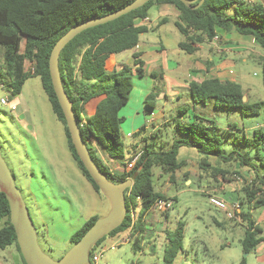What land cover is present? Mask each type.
<instances>
[{"label": "trees", "instance_id": "1", "mask_svg": "<svg viewBox=\"0 0 264 264\" xmlns=\"http://www.w3.org/2000/svg\"><path fill=\"white\" fill-rule=\"evenodd\" d=\"M134 1L0 0V47L5 50L4 63L0 67L1 84L10 88L13 95L18 96L31 77L40 78L54 114L65 126L68 148L73 159L94 190L103 198L106 197L89 175L72 143L65 116L53 87L50 58L56 43L73 27L115 13ZM199 2L200 0L192 6ZM159 5H173L177 9L179 19L175 26L186 38V41L180 44V48L188 54L194 53L197 45L213 41L220 30L251 37L264 51V6L250 5L243 0H205L198 9L187 7L179 0H151L144 7L113 22L82 32L63 49L59 60L62 82L73 103L76 119L92 159L111 181L115 183L133 181L132 188L125 192L127 218L122 226L109 236L130 231L133 237L132 248L134 252H140L148 214L155 208L157 201L170 200L166 195L155 191L154 170L158 168L164 174H170V180L174 181L175 176L187 165L186 161L179 160L180 151L188 148L195 149L200 154L202 169H213L216 175L227 182H231L225 176L227 172L220 168H212L211 158H215L219 165L234 163L253 173L252 181L244 189L245 199L241 203L239 213L241 224L245 228L241 246L245 254H251L264 241L262 238L264 226L261 227L253 215L255 210L264 208V161L260 154L261 149H257L264 144L263 132H255L253 140L246 137L245 141L240 143L246 147L245 151L234 149L226 153L222 138L211 132L218 130L215 121L194 115L192 122L178 124V130L183 138L175 140L169 151L154 149V142H149L138 158L137 149H133L132 156L124 164V169L118 173H114L104 162L94 145L100 147L111 160L120 162L125 160L121 134L124 119L120 116V111L130 101L134 88V71L140 76L143 75V63L138 59L139 56L134 54L133 65L120 64L113 73L108 72L107 64L113 56L137 48L141 34L149 32L147 27L138 25L137 22L147 19L150 10ZM27 62L32 64L34 73L26 70ZM262 72L264 87V59ZM189 88L195 105L212 104L216 110H239L244 117H257L264 108V100L254 104L245 102L243 88L236 82L208 78L201 83H191ZM95 99H100L95 112L86 116L88 104ZM150 101H156V95H152L146 103L149 109L154 110L155 107ZM181 116H184V113ZM144 130L143 128L142 131ZM142 131L138 135H141ZM155 136L151 139L154 140ZM253 150H257V153L253 154ZM257 160L259 163H256ZM10 217V205L0 191V224L3 225L0 229V251L14 246L23 264H26ZM98 219L97 216L90 218L71 237V244L79 242ZM184 238L185 224L180 222L175 238L170 239V236L168 238L171 246L165 252V264H173L179 250L183 248ZM241 264H246V260L244 259Z\"/></svg>", "mask_w": 264, "mask_h": 264}, {"label": "rangeland", "instance_id": "2", "mask_svg": "<svg viewBox=\"0 0 264 264\" xmlns=\"http://www.w3.org/2000/svg\"><path fill=\"white\" fill-rule=\"evenodd\" d=\"M170 44L173 48L174 42ZM24 46L25 40L22 43V52ZM257 49L261 51L262 57L256 54L246 62L238 61L236 67L244 76L245 91L250 88L248 85L252 86L248 104L257 103L264 98L262 72L264 51L258 47ZM4 51V48L0 47V67L4 63ZM127 57H130L129 51L119 55L117 59L127 62ZM177 58V55L170 57L171 60ZM31 67L32 64L27 62L26 70ZM108 68L112 70L113 65L110 64ZM155 72L158 78L157 91H166V87H163L159 79L160 71L155 68ZM170 74L171 77L176 76ZM166 93L170 96V91L167 90ZM183 94L184 97L180 101L169 98L173 101L168 105L169 108L165 106L163 98H157L154 116L158 122L157 129L151 126L152 122H147L148 129L142 131V135L129 137L127 132L133 130L130 129V119L126 120L125 125H121L125 160L130 158L128 151L130 144L140 141L141 138L144 141L136 153H140L149 142H154V149L169 151L175 140L183 138L178 130V124L185 125L190 121L179 116L176 107L185 106L188 98L191 100L190 95ZM2 99L7 100L9 106L2 105ZM12 107H16V110L13 111ZM163 107H167L166 114ZM208 110H211L208 114L212 115L209 119L215 121L218 129L211 132L222 138L226 153L234 149L245 151L246 147L240 145L245 141V137L253 140L255 132L264 133V108L257 117H244L239 110H215L213 106H209ZM89 111L92 112L93 109L90 108ZM230 127H235V130L230 129L228 132ZM154 135L155 139L152 140L151 137ZM0 149L29 208L37 228L39 244L51 259L58 261L64 257L73 247L71 237L87 220L94 216L99 219L105 218L109 214L111 210L109 200L94 190L73 159L68 148L65 126L54 114L39 77H31L18 96L13 95L12 90L0 82ZM257 149H261L260 154L264 161V144ZM256 153L257 150H253V154ZM179 160L186 161L187 165L175 176L174 181L170 180V174H164L158 168L153 173L155 191L174 200V207L167 211L168 213L157 212V220L166 230L164 238L167 241L169 236L170 239L175 238L178 224L180 222L185 224V238L183 248L178 252L181 256L178 262L241 264L245 259L247 264H259L254 252L251 254L243 252L241 240L245 236V228L241 224V219H229L226 212L215 208L209 202V197L215 196L228 205L241 206L245 199L244 189L252 181L253 173L234 163L219 165L215 158H211L212 168H220L227 172L225 176L231 180L227 182L216 175L213 169L204 170L200 167L201 156L195 149H181ZM114 163L119 165L120 161L114 160ZM263 212L264 208L254 211L256 221L260 220ZM167 214L169 216L166 218ZM123 235L107 236L97 244L93 253L98 254L102 248L105 251L100 260L93 264H165L161 254L156 256L150 254L148 241L143 244V253L134 252L131 241L121 243L112 249ZM0 264L23 262L17 249L9 248L0 252Z\"/></svg>", "mask_w": 264, "mask_h": 264}, {"label": "crops", "instance_id": "3", "mask_svg": "<svg viewBox=\"0 0 264 264\" xmlns=\"http://www.w3.org/2000/svg\"><path fill=\"white\" fill-rule=\"evenodd\" d=\"M243 1H246L250 5L261 4L264 6V0ZM178 19L179 13L173 5H159L153 7L150 10L149 17L147 19L137 22L138 25L147 27L149 32L141 34L139 45L134 50L129 51L130 57H127V62H124L125 60L120 61L117 59L119 55L124 54L125 52L113 56L108 61L107 70L109 73H113L115 68H117V65H133L131 62L134 63L135 61L134 54H137L139 56L138 59L143 63V75L140 76L137 71H134V88L130 96V101L128 105H126L120 111V116L125 120L122 125H125L126 120L128 119L131 121L130 129L133 128V130L127 132L129 137L138 136L139 132H141L143 128L148 129V126H146L147 122H152L151 126H153L155 129L158 128L157 119L156 117L154 118L156 110L149 109L146 104L152 95H156V100L157 98H163L165 101V106L167 105L169 108L168 105L172 104L173 102L169 98L180 101V99L184 97L183 93L190 95L189 86L191 83H201L208 78H217L224 82L231 81L240 84L245 94V102H248L250 99L249 95L252 93V86L248 85L250 88L245 91L243 86L245 83L244 76L240 71L236 70V67L238 61L246 62L248 59L254 58L256 54L258 57H262L260 53L261 51H258V46L255 44L254 39L251 37L240 36L237 33H229L220 30L216 37L217 39H214L209 43L197 45L196 51L192 54H188L180 48V44L184 43L186 38L183 39L182 36L184 35L175 26ZM173 42L174 47L172 48L170 43ZM173 55H177L178 58L176 60H171L170 57ZM110 64L113 65L112 70L108 68ZM145 66L148 67L145 68ZM155 68L160 71L159 79L163 87H166V91H170V96L167 95L168 93H166V91H157L158 78L155 74ZM170 73H173L176 76L171 77ZM169 87H171V90H169ZM184 90L185 92H182ZM263 100H260L259 102ZM99 101L100 99H95L88 104L87 111L85 113L86 116L95 112ZM150 103L156 108V101H150ZM209 106L213 105H195L192 101V98L191 100L188 98L185 106H177L176 111H178L177 114L179 116L183 115L184 113V116L181 117H185L188 119V121L192 122L194 115H200L208 118L212 117L211 114H208V111H211L208 110ZM167 107H163V112L165 114V109ZM90 108L93 109L92 112L89 111ZM147 117L148 119L146 120ZM230 129L235 130V127H230L228 132H230ZM143 141L144 139L141 138L140 141H135L130 144L128 148L130 157L132 156L133 149H137L136 151L138 152V149L141 147ZM94 145L97 147L100 157L114 173H118L124 169V164L127 163L128 160H124L123 162H120L119 165H117L114 163V160L109 159L104 154L101 148L99 149L96 144ZM157 212L159 214L161 213L154 208L146 218L147 228L145 230L143 243L141 244L140 253L144 252L143 244L145 241H148L150 242V247L148 248L150 254L152 256L161 254L164 260L165 252L170 246L169 241L164 238V232L166 230L164 227H162L161 222L157 220ZM168 216L169 215L167 214L165 217L167 218ZM263 219L264 212L261 215L260 220L257 221L261 227L264 225ZM130 233L131 232L128 231L125 232L124 235H128L131 239L130 243H132L133 237ZM262 238L264 239V234L262 235ZM9 248L15 247L11 246ZM254 253L257 255L259 264H264V241L259 245L258 249ZM180 259L181 256L178 254L173 261V264H183L180 261L178 262Z\"/></svg>", "mask_w": 264, "mask_h": 264}, {"label": "water", "instance_id": "4", "mask_svg": "<svg viewBox=\"0 0 264 264\" xmlns=\"http://www.w3.org/2000/svg\"><path fill=\"white\" fill-rule=\"evenodd\" d=\"M151 0H135L125 8L104 17L91 19L85 23L73 27L55 45L50 58V73L53 87L66 119L67 127L71 135L72 143L84 167L91 178L99 187L111 204V210L105 218L98 219L87 231L79 242L62 257L55 261L42 250L37 228L31 217L29 208L23 195L16 185L15 178L2 156L0 149V191L6 196L10 205V221L13 225L17 241L26 264H92L91 253L93 248L104 238L122 226L127 218L125 192L132 188L133 181L123 183L111 181L91 157L89 148L84 141L81 128L76 119L73 103L65 91L59 67L60 55L63 49L82 32L107 23L113 22L135 10L144 7ZM185 6L198 9L205 0H179ZM245 101V98H244Z\"/></svg>", "mask_w": 264, "mask_h": 264}, {"label": "built area", "instance_id": "5", "mask_svg": "<svg viewBox=\"0 0 264 264\" xmlns=\"http://www.w3.org/2000/svg\"><path fill=\"white\" fill-rule=\"evenodd\" d=\"M215 39H217V38H215ZM28 72L34 73V68L31 67L28 70ZM1 103L4 106H9V102L7 100H5V99H2ZM12 110L15 111L16 107H12ZM141 152L138 153L137 158L141 155ZM209 202L215 208L226 212V214H227L229 219H232V220L233 219H237V220L240 219L239 213L241 211V206L239 204L228 205L227 203H225L224 201H222L221 199H219V198H217L215 196H210L209 197ZM173 207H174V201L173 200H159V201H157V203L155 205V209L158 210L161 213H166L167 211L173 209ZM263 224H264V219H263ZM130 241H131V239H130V237L128 235H123L121 238H119L118 242L112 246V249H115L118 245H120L123 242H130ZM93 250H94V248H93ZM93 250H92V253H91V255H92V260H91L92 264L94 262L97 263L100 260V257L103 255V253L105 251L102 248L100 250V252L97 254V253H93Z\"/></svg>", "mask_w": 264, "mask_h": 264}]
</instances>
